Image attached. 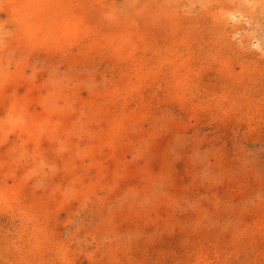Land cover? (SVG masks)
I'll return each mask as SVG.
<instances>
[{
	"label": "rangeland",
	"instance_id": "rangeland-1",
	"mask_svg": "<svg viewBox=\"0 0 264 264\" xmlns=\"http://www.w3.org/2000/svg\"><path fill=\"white\" fill-rule=\"evenodd\" d=\"M0 264H264V0H0Z\"/></svg>",
	"mask_w": 264,
	"mask_h": 264
}]
</instances>
